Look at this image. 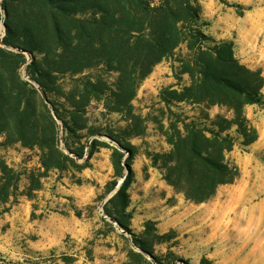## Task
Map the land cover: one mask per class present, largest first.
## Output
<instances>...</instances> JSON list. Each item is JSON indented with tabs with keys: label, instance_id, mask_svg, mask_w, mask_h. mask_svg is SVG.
<instances>
[{
	"label": "rangeland",
	"instance_id": "rangeland-1",
	"mask_svg": "<svg viewBox=\"0 0 264 264\" xmlns=\"http://www.w3.org/2000/svg\"><path fill=\"white\" fill-rule=\"evenodd\" d=\"M194 1L200 7V29L214 40L232 41L238 60L251 69H260L264 76V0ZM82 16H89V12ZM4 35L2 20L0 40ZM23 54L28 63L31 55ZM34 54L40 58L37 52ZM125 57H115L108 66L110 71L99 64L76 75L61 76L59 83L65 92L81 89L80 77L113 87L120 75L116 69L132 67L137 50L128 51ZM187 57L183 43L154 64L139 81L130 108L109 111L104 97L93 98L78 118L85 128L72 132L61 129L59 145L65 153L69 154L65 145L71 149L84 147L81 158L69 154L78 166L67 164L62 169L45 170L39 148L19 142L0 145V175L3 163L14 177L12 195L0 205V264H126L130 249L139 252L131 241L132 234L149 243L154 259L143 254L150 264H264V100L244 108L258 133L254 142L244 145L236 128L229 130L234 146L226 156L237 165L239 177L220 186L210 200H186L152 165V154L170 148L165 137L173 120L170 110L190 118L201 115L196 106L167 104L160 96L167 87L180 90L190 83L181 67V60ZM26 63L19 73L29 80ZM261 91L264 98V87ZM49 97L67 119L62 107L69 104L53 94ZM109 105L113 107L112 102ZM208 113L210 117L230 116L226 108L218 106ZM93 139L99 146L88 157ZM3 140L1 136L0 143ZM116 140L134 149L130 160L133 180L127 190L128 206L123 208L121 199L116 198L107 203V208L131 232L104 212V204L117 191L116 186L110 192L107 187L121 178L114 176L113 148L123 153L122 160L127 156ZM126 173L124 170V177ZM155 233L166 234L167 238L158 241Z\"/></svg>",
	"mask_w": 264,
	"mask_h": 264
},
{
	"label": "trees",
	"instance_id": "trees-1",
	"mask_svg": "<svg viewBox=\"0 0 264 264\" xmlns=\"http://www.w3.org/2000/svg\"><path fill=\"white\" fill-rule=\"evenodd\" d=\"M87 12L89 16H82ZM199 13L200 7L194 0H0V23L3 20L5 26L0 40V137L4 138L0 145L19 142L25 147L39 148L40 164L45 170L62 169L67 164L78 166L69 154L81 158L84 147L71 149L65 145L69 154L65 153L59 145L61 129L72 132L85 128L86 124L78 118L93 98L104 97L109 111L130 108L139 81L154 64L184 43L188 57L181 60V67L189 75L190 83L180 90L167 87L160 96L167 104L185 102L196 106L201 115L190 118L170 110L173 120L165 131L170 148L152 154V165L186 200H210L220 186L239 177L237 165L226 156L234 146L229 130L235 127L244 145L258 137L244 108L263 103L264 76L260 69H251L238 60L232 41H217L206 35L198 24ZM10 48L27 51L30 61L26 63L23 53ZM132 49L137 50L133 68L114 67L120 75L113 87L80 77L81 89L65 92L59 83L61 76L76 75L99 64L110 71V62L115 57L128 58L125 54ZM34 52L40 55L39 59ZM25 63L29 80L22 79L19 73ZM49 94L69 104L68 108L62 107L67 119ZM214 106L226 108L230 116L210 117L208 110ZM116 142L127 156L122 160L123 153L113 148L114 176L122 177L124 170L127 173L116 193L104 204V212L131 232L107 208V203L116 198L121 199L123 208L128 206L127 190L133 180L130 160L134 149ZM98 144L96 139L91 141L88 157ZM13 179L12 170L2 163L0 205L12 195ZM116 184L115 179L108 185V192ZM153 237L159 241L167 235L155 233ZM131 241L140 251L130 249L126 264H150L143 254L154 259L149 243L134 234Z\"/></svg>",
	"mask_w": 264,
	"mask_h": 264
},
{
	"label": "water",
	"instance_id": "water-1",
	"mask_svg": "<svg viewBox=\"0 0 264 264\" xmlns=\"http://www.w3.org/2000/svg\"><path fill=\"white\" fill-rule=\"evenodd\" d=\"M19 51H20V52H23V53H27L28 55H30V54H29L27 51H25V50L20 49ZM38 89L40 90V88H38ZM40 92H41V95H42V97L44 98L45 102L48 103L45 94H44L41 90H40ZM48 104H49V103H48ZM123 179H124V176H122V177L120 178L119 182H118L117 185H116L115 191H116V189H118V187H119L120 184L122 183ZM114 223L117 224L115 221H114ZM139 251H140V250H139Z\"/></svg>",
	"mask_w": 264,
	"mask_h": 264
},
{
	"label": "bare ground",
	"instance_id": "bare-ground-1",
	"mask_svg": "<svg viewBox=\"0 0 264 264\" xmlns=\"http://www.w3.org/2000/svg\"><path fill=\"white\" fill-rule=\"evenodd\" d=\"M249 256H250V255H249ZM249 256H248V257H249Z\"/></svg>",
	"mask_w": 264,
	"mask_h": 264
},
{
	"label": "crops",
	"instance_id": "crops-1",
	"mask_svg": "<svg viewBox=\"0 0 264 264\" xmlns=\"http://www.w3.org/2000/svg\"><path fill=\"white\" fill-rule=\"evenodd\" d=\"M169 194V193H168Z\"/></svg>",
	"mask_w": 264,
	"mask_h": 264
}]
</instances>
